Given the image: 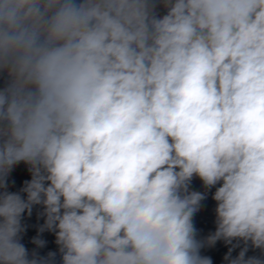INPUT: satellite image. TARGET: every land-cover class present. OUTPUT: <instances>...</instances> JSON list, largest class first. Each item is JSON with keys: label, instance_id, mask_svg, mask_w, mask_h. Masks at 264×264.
<instances>
[{"label": "clouds", "instance_id": "clouds-1", "mask_svg": "<svg viewBox=\"0 0 264 264\" xmlns=\"http://www.w3.org/2000/svg\"><path fill=\"white\" fill-rule=\"evenodd\" d=\"M218 241L264 264V0H0V264H213Z\"/></svg>", "mask_w": 264, "mask_h": 264}]
</instances>
